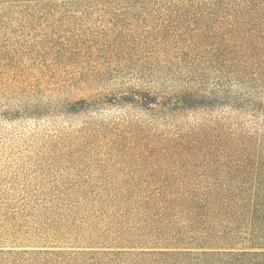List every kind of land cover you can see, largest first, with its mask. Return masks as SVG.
<instances>
[{
	"label": "rangeland",
	"instance_id": "rangeland-1",
	"mask_svg": "<svg viewBox=\"0 0 264 264\" xmlns=\"http://www.w3.org/2000/svg\"><path fill=\"white\" fill-rule=\"evenodd\" d=\"M169 16L99 0H0V246L84 245L88 232L68 233L100 216L101 190L182 181L181 165L147 151L192 126L264 136V83L184 65L147 34ZM186 91L203 106L168 115L135 102Z\"/></svg>",
	"mask_w": 264,
	"mask_h": 264
},
{
	"label": "trees",
	"instance_id": "trees-1",
	"mask_svg": "<svg viewBox=\"0 0 264 264\" xmlns=\"http://www.w3.org/2000/svg\"><path fill=\"white\" fill-rule=\"evenodd\" d=\"M99 1L168 9L166 24L147 34L175 49L184 65L264 83V0ZM196 92L168 104L140 93L135 102L172 115L203 106ZM210 129L192 126L148 149L155 160L181 165L182 181L101 190L100 216L68 233L88 232L84 245L0 246V264H264V136L217 137Z\"/></svg>",
	"mask_w": 264,
	"mask_h": 264
}]
</instances>
